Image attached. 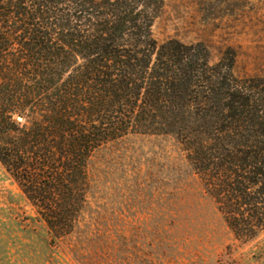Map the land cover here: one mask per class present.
I'll return each mask as SVG.
<instances>
[{
  "label": "trees",
  "instance_id": "1",
  "mask_svg": "<svg viewBox=\"0 0 264 264\" xmlns=\"http://www.w3.org/2000/svg\"><path fill=\"white\" fill-rule=\"evenodd\" d=\"M160 0H0V165L52 241L86 202L91 156L171 136L235 240L264 231V76L202 44L158 45ZM20 119V120H18Z\"/></svg>",
  "mask_w": 264,
  "mask_h": 264
},
{
  "label": "rangeland",
  "instance_id": "2",
  "mask_svg": "<svg viewBox=\"0 0 264 264\" xmlns=\"http://www.w3.org/2000/svg\"><path fill=\"white\" fill-rule=\"evenodd\" d=\"M161 45L202 44L212 64L234 53V76H264V0H160ZM86 202L52 241L0 165V264H264V231L234 239L171 136L109 142L90 158Z\"/></svg>",
  "mask_w": 264,
  "mask_h": 264
},
{
  "label": "water",
  "instance_id": "3",
  "mask_svg": "<svg viewBox=\"0 0 264 264\" xmlns=\"http://www.w3.org/2000/svg\"><path fill=\"white\" fill-rule=\"evenodd\" d=\"M18 120H20V119H18Z\"/></svg>",
  "mask_w": 264,
  "mask_h": 264
}]
</instances>
